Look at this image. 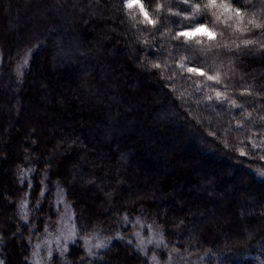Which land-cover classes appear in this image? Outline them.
<instances>
[{"label": "trees", "instance_id": "trees-1", "mask_svg": "<svg viewBox=\"0 0 264 264\" xmlns=\"http://www.w3.org/2000/svg\"><path fill=\"white\" fill-rule=\"evenodd\" d=\"M140 2L154 24L123 0H0V264H32L56 187L78 233L49 264H149L138 221L162 235L161 259L264 264V27L249 23L264 24V0H224L240 18L208 0ZM198 24L215 39H174ZM89 234L106 240L94 258Z\"/></svg>", "mask_w": 264, "mask_h": 264}, {"label": "rangeland", "instance_id": "rangeland-1", "mask_svg": "<svg viewBox=\"0 0 264 264\" xmlns=\"http://www.w3.org/2000/svg\"><path fill=\"white\" fill-rule=\"evenodd\" d=\"M135 5L136 4L134 3L133 6ZM184 32H188L189 36H195L196 34H202L206 36L213 35V32L209 30V28H207L206 26L198 28L197 25L194 28L184 29ZM21 57L18 58V60L16 61V71L17 65L20 62ZM23 69L24 68L20 69V71L22 72ZM241 184L242 188L246 187L245 179L242 180ZM190 186V188H194L193 184H191ZM181 187V191H184L185 187L183 185ZM54 192L55 193L53 200L58 216L54 227L55 232L49 235L48 232H44L40 236H38V238L33 239L34 242L31 244L30 252V261L32 262V264H49L51 257H53L55 253L63 255L66 252V246L69 243L74 242V240L77 238L78 230L77 227H75L74 225V215L73 211H71L70 205L69 203H67L60 188L56 187ZM225 222L226 223L222 222L224 225L222 227L221 232H218L221 236H228L227 232L231 229V220L229 216L225 219ZM134 224V236H136L137 239V246L144 252L150 249L149 264H154L152 256L155 255L157 257L156 253H158V249L162 248V235L156 233L153 228L146 227V225H143L139 221ZM217 230L219 231V228H217ZM137 233H139V235H137ZM81 239L83 250H85L87 255L92 258L96 257L101 251V249L106 246L105 238H101L97 234L85 235ZM142 240L144 241L143 244H141ZM149 240H151L152 242L149 243ZM97 245L103 246L97 247ZM157 259L159 261V264H191L190 259L188 260L186 257L183 256L181 258H178L176 256L174 257L172 254H167L164 259H161L159 257H157ZM196 261L197 264H200L201 258L196 259Z\"/></svg>", "mask_w": 264, "mask_h": 264}, {"label": "snow or ice", "instance_id": "snow-or-ice-1", "mask_svg": "<svg viewBox=\"0 0 264 264\" xmlns=\"http://www.w3.org/2000/svg\"><path fill=\"white\" fill-rule=\"evenodd\" d=\"M123 2L125 3V6L128 7V8H132L133 4L135 3L139 7L140 13L144 17V22L149 23V24H154L155 23L153 20L150 19V17L148 15L147 11L145 10L143 4L140 3V0H123ZM183 3L189 4V0H183ZM237 3H242V0H237ZM207 6L211 7V8L223 9V11L225 13H228V12L234 13V15L237 18H240L241 15H242L240 8H232V6L230 4L224 2V0H221V2L219 4L217 3V0H208V5ZM162 7H163L162 5L157 4V11H159L160 8H162ZM194 7H195L196 11H199V9H200V5L199 4L195 5ZM169 11H171V9H169ZM176 15H179V13H176ZM133 19H135V15H133ZM217 19H219V17H217ZM249 23L252 24L253 27H255L257 29L264 27V24L257 23L254 19L253 20H249ZM197 27L198 28L205 27V25L198 24ZM240 31H248V29L247 28H243V29H240ZM180 37L189 38V33L188 32H178L176 34V36L174 37V39H179ZM208 39L209 40H214L215 36L214 35H209ZM145 43H147V41H145ZM242 43L244 45H249V44L255 43V41L244 40V41H242ZM217 47H219V45H217ZM224 47L227 48L228 45L225 44ZM261 47L264 48V44H262ZM208 51H211V48H209ZM30 53H31V50H28V52H26L24 54V56L21 57V60H20V62L17 65L18 74L23 75V73L20 71V69H22V68L27 66ZM185 59L186 58L182 57L181 61L178 62V67H180L181 69H184V67H185V65L183 63V61ZM160 66L161 65L159 63L153 65V67H155V68H159ZM187 72L193 73V74H197V75H200V76H204V77H206V80H208V81H215L216 84H221V79H220V73L219 72H216L214 75H209L207 72H203L199 68H195V67H188L187 68ZM168 79H172V77H168ZM197 90H199V85L197 87ZM245 94H250V92L247 89H245L243 92H241V96H243ZM207 99L211 101L213 99V97L211 95H209V96H207ZM215 100L217 101V103L220 105L221 108H223L226 103L227 104H231V106L233 108L240 107L239 105H237L235 100H229L228 99L226 92L215 91ZM248 115L250 116L251 114L249 113ZM262 119H264V118H262ZM239 126L240 125L238 124V127ZM252 147L256 148V147H259V145H257L255 143V141H253L252 142ZM241 154L242 155L246 154V153H244L243 149H241ZM260 158L264 159V156H261ZM29 186H31V185L29 184ZM43 194L44 193L42 192L41 195H43ZM125 219H127V217H125ZM148 227L150 228L151 226L149 225ZM137 235H139V233H137ZM151 242L152 241L149 240V243H151ZM143 243H144V241L142 240L141 244H143ZM102 246L103 245H97V247H102ZM152 260L154 261V264H159V261H158V259H157V257L155 255L152 256Z\"/></svg>", "mask_w": 264, "mask_h": 264}]
</instances>
